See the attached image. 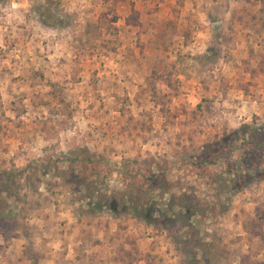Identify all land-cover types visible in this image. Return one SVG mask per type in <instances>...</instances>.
<instances>
[{"label":"rangeland","instance_id":"obj_1","mask_svg":"<svg viewBox=\"0 0 264 264\" xmlns=\"http://www.w3.org/2000/svg\"><path fill=\"white\" fill-rule=\"evenodd\" d=\"M156 1L0 0V264H264V180L227 193L197 156L264 123V3L172 0L137 26ZM146 166L162 224L88 205L127 203Z\"/></svg>","mask_w":264,"mask_h":264},{"label":"trees","instance_id":"obj_2","mask_svg":"<svg viewBox=\"0 0 264 264\" xmlns=\"http://www.w3.org/2000/svg\"><path fill=\"white\" fill-rule=\"evenodd\" d=\"M50 16V13H47ZM41 21L45 25H49L46 17L41 18ZM232 152V153H224ZM238 156H234L235 153ZM198 160L202 165V171L207 173L210 171V167L221 164L220 161L224 160V167L214 174H206L211 180H221L224 183V190L228 193L235 194L244 191L249 186L264 180V123H246L237 128L236 130L223 135L221 138L215 140L213 143L207 145L203 149L199 150ZM72 160V164L75 166L79 163V167L82 170V175L91 176L92 173L101 175H109L110 171H102L100 166L95 163V158L89 156L87 158L81 156H75ZM146 172L142 179H139V183L136 182L130 186V192H132L131 199L127 203L119 204L116 207L113 204L115 197H110V200H106L105 197H100L99 201L91 200L88 205L93 204V209H108L115 211L116 209H125L126 212L132 213L134 216H138L146 223L152 225H160L163 223V218H159L157 203L155 202V195L151 192L159 183L158 172L150 171V167H145ZM149 169V171H147ZM126 174L135 176L132 170H124ZM130 172V173H127ZM139 173V172H138ZM216 174V176H215ZM164 181L165 178H162ZM85 181L88 182V190L92 191L95 197L99 187L93 185L91 180L85 177ZM1 183V182H0ZM160 184V183H159ZM166 184V183H165ZM163 184V185H165ZM168 185V183L166 184ZM94 187V188H93ZM170 190H166L165 193H169ZM185 196V194H183ZM173 195L170 198H165L166 206L173 207L177 199L179 206V212L176 213L183 217V219H189L193 214L201 215V209L199 206L194 208L188 203H185V197ZM99 196V195H98ZM226 203H229L227 199ZM226 206V205H225ZM164 217V212L162 216ZM170 222L174 221V217L168 218ZM189 223V222H187ZM186 223V224H187Z\"/></svg>","mask_w":264,"mask_h":264},{"label":"crops","instance_id":"obj_3","mask_svg":"<svg viewBox=\"0 0 264 264\" xmlns=\"http://www.w3.org/2000/svg\"><path fill=\"white\" fill-rule=\"evenodd\" d=\"M171 1L172 0H157L156 1L157 7H155L152 12H149L145 8L146 7L145 3H143L144 6H140L142 8H140L138 11V15H140V20H139L140 23L137 26L144 25L147 29H152L158 26H165L167 22H170V20L174 17V8L173 6L170 7ZM254 1L255 0H253V2ZM256 2L264 3V0H259ZM252 14H256L257 16L262 17L264 15V10H262V7L260 5H257L253 7ZM162 28L163 27H161V29Z\"/></svg>","mask_w":264,"mask_h":264}]
</instances>
